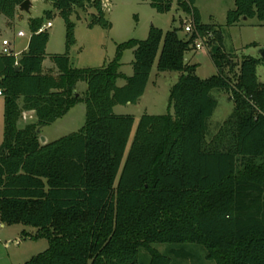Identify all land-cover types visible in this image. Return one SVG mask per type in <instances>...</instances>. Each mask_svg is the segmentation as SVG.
<instances>
[{
    "label": "trees",
    "instance_id": "obj_1",
    "mask_svg": "<svg viewBox=\"0 0 264 264\" xmlns=\"http://www.w3.org/2000/svg\"><path fill=\"white\" fill-rule=\"evenodd\" d=\"M24 1L0 0V14L14 18ZM144 1L161 13L171 9L170 0ZM234 1L228 26L244 17L264 21V0ZM51 2L67 27V52L51 57L55 70L44 67L50 34L40 31L52 11L30 20L20 57L0 53V220L32 226L33 238L50 244L24 264H178L190 255L187 244L205 248L217 264H264V82L257 72L264 58L236 60L223 27L204 24L196 0H180L194 22L189 38L152 26L147 39L120 44L104 66L73 68V13L92 6L90 28L110 30L112 23L103 0ZM198 39L218 70L208 79L186 60ZM127 49L134 51L132 76L120 70ZM156 61L158 71L180 73L169 112L145 113L127 152L135 117L115 107L139 102ZM79 82L88 86L85 125L42 144L40 128L77 104ZM214 91L229 94L234 109L209 138ZM29 111L37 121L19 127ZM156 245L181 247L161 252Z\"/></svg>",
    "mask_w": 264,
    "mask_h": 264
},
{
    "label": "rangeland",
    "instance_id": "obj_2",
    "mask_svg": "<svg viewBox=\"0 0 264 264\" xmlns=\"http://www.w3.org/2000/svg\"><path fill=\"white\" fill-rule=\"evenodd\" d=\"M171 9L161 13L153 8L149 1L144 0H103L106 17L112 23L110 30L99 26L90 28L92 14L95 9L88 6L86 10L77 9L71 16L75 23L76 44L70 49L69 57L73 68H100L113 60L117 54L118 46L130 40H145L152 26L162 29L164 32L177 29L181 38H189L185 27L192 22V14L181 4L180 0H170ZM204 24L220 25L224 29V46L228 52L235 54L236 60L250 56L263 58L264 53V21L258 18L241 20L239 23L228 26V11L235 8L234 0H196ZM47 11H52L50 19H45V27L50 34L47 45V56L44 61L46 69L55 67L51 57L67 52V27L64 19L55 9L51 0H35L29 12L18 10L14 18H8L0 14V53L7 48L10 53L20 57L26 49L31 37L30 20L45 16ZM78 15L80 17H78ZM51 22L52 27H47ZM9 45H4V41ZM209 47L192 50L186 54V60L196 66L195 73L202 79H208L218 73L217 67L209 53ZM134 51L127 49L122 56L121 72L125 76H132ZM258 76L264 82V60L258 66ZM180 73L176 71L160 72L157 69V61L153 66L150 79L144 95L137 104L119 105L115 107L117 114H131L135 117V124L129 141L127 152L134 139L135 132L141 117L145 114L165 115L169 112V99L172 87L178 82ZM126 83L121 78L117 81L119 86ZM88 86L86 82H79L76 92L80 98L77 104L69 112L51 125L40 128V139L44 137L46 143L53 142L74 132H78L86 122V105ZM218 101V107L210 120V133L208 137L217 133L223 122L231 115L234 103L226 92L214 91ZM5 101L0 96V146L4 140ZM37 121L34 118L19 121V127ZM42 143V142H41ZM38 230L32 226L20 223L6 225L0 220V264H24L32 257L46 251L49 248L47 238L34 239ZM161 252L169 249H180V245H156ZM184 250L190 255L178 264H217L215 260L208 259L205 248L194 244H187ZM145 257L148 255L143 252ZM144 258V259H146ZM148 260H144L147 264Z\"/></svg>",
    "mask_w": 264,
    "mask_h": 264
},
{
    "label": "built area",
    "instance_id": "obj_3",
    "mask_svg": "<svg viewBox=\"0 0 264 264\" xmlns=\"http://www.w3.org/2000/svg\"><path fill=\"white\" fill-rule=\"evenodd\" d=\"M47 27H52V23L49 22L47 24ZM45 29H46V27L44 26L40 31L45 30ZM185 30H186L187 33H190V34L194 31V22H193V19H192V22L190 24H187L186 25ZM4 45H9L8 41L5 40L4 41ZM204 47H205V44H204L203 40L202 39H198L196 41V48H197V50L203 49ZM4 53L9 54L10 51L7 48H5L4 49ZM0 96H2V91L1 90H0ZM32 118H34V117L31 114V112H23V114H22V119L23 120L28 121V120H30Z\"/></svg>",
    "mask_w": 264,
    "mask_h": 264
},
{
    "label": "water",
    "instance_id": "obj_4",
    "mask_svg": "<svg viewBox=\"0 0 264 264\" xmlns=\"http://www.w3.org/2000/svg\"><path fill=\"white\" fill-rule=\"evenodd\" d=\"M31 7H32V1L26 0L20 5L19 10L24 11V12H29ZM246 19H247V17H244V20H246ZM263 58H264V53H263ZM76 95H78L77 92H76ZM40 140H41L42 144H46V139L44 137H41Z\"/></svg>",
    "mask_w": 264,
    "mask_h": 264
},
{
    "label": "crops",
    "instance_id": "obj_5",
    "mask_svg": "<svg viewBox=\"0 0 264 264\" xmlns=\"http://www.w3.org/2000/svg\"><path fill=\"white\" fill-rule=\"evenodd\" d=\"M32 1V5H33V2L35 1V0H31ZM28 45H29V43H28ZM28 45L26 46V49L25 50H27V48H28ZM24 50V51H25ZM46 69V68H45ZM48 69H54L55 70V67H50V68H48ZM29 112H31V114L33 115V117L35 116V113L33 112V111H29Z\"/></svg>",
    "mask_w": 264,
    "mask_h": 264
}]
</instances>
